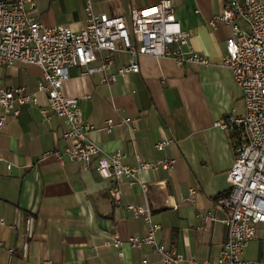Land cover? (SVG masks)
Segmentation results:
<instances>
[{"label": "crops", "instance_id": "obj_1", "mask_svg": "<svg viewBox=\"0 0 264 264\" xmlns=\"http://www.w3.org/2000/svg\"><path fill=\"white\" fill-rule=\"evenodd\" d=\"M158 1L87 0L93 13L125 20L131 8ZM229 1L170 0L174 17L188 32L180 50L205 57L207 65H178L169 57L142 54L136 58L137 72L110 83L100 82L96 74H79L76 67L68 69L61 94L76 98L80 120L92 124L85 133L89 142L104 153H122L120 161L131 167L138 161L172 160L169 170L160 165L137 170L138 182L132 185L119 178V202L110 199L109 181L93 172V159L86 168L67 159L60 137L65 123L54 115L44 120L37 111L45 105L43 92L36 93L37 104L16 105L17 115L6 116L0 128V264L156 261L147 245L123 242L118 258V249L103 242L145 233L144 222L126 212L127 204L148 207L150 220L159 226L154 236L158 242L175 245L197 264L217 261L226 232L222 220L229 211L214 200L227 189L234 136L213 122L224 114L240 115L243 103L230 70L218 64L230 29L221 21L214 26L208 22ZM85 2L29 0L25 7L44 25L61 24L76 32L85 23ZM113 55L114 67L129 60L123 53ZM37 80L41 71L36 64L0 67V87L24 85L34 91ZM105 119L111 122L109 131ZM161 139L168 142L156 149L153 145ZM262 255L264 240L254 238L240 256L264 264Z\"/></svg>", "mask_w": 264, "mask_h": 264}, {"label": "built area", "instance_id": "obj_2", "mask_svg": "<svg viewBox=\"0 0 264 264\" xmlns=\"http://www.w3.org/2000/svg\"><path fill=\"white\" fill-rule=\"evenodd\" d=\"M25 3L29 0H0V67L36 64L41 80L35 82L34 91H27L24 85L0 87V128L6 116L17 115L16 105H35L36 93L43 92L45 105L37 111L44 120L54 115L65 123L60 137L66 142L62 150L67 159L81 163L83 168L93 159L95 175L109 181L106 188L112 201L119 202L116 188L119 178L132 185L138 182L137 170L154 169L157 165L169 170L172 160H159L157 164L138 161L131 167L120 161L122 153L98 149L85 136L92 124L80 120L77 99L63 96L61 87L68 69L75 67L79 74H96L100 82H113L116 77L137 72L136 58L142 54L169 57L178 65H207L205 57L180 50L187 43L188 32L174 17L170 0L131 8L127 20L120 15L93 13L86 0L85 23L76 32L61 24H42L29 15ZM220 21L229 27L230 33L218 64L230 70V77L241 93L243 113L224 114L213 122V126L234 136L233 161L226 172L227 189L214 200L215 206L229 211L222 220L226 232L214 264H261L240 255L249 240H264V4L257 0H230L208 24L214 26V22ZM114 53L129 55L128 62L114 67ZM104 122L105 131H109L110 120ZM167 142L161 139L153 146L161 149ZM125 208L133 218H140L146 228L141 236L130 235L123 241L113 236L103 241L118 249V258L119 247L125 242L130 247L147 245L158 256L156 261L142 259L140 264H197L196 260L183 257L175 245L155 240L159 226L150 220L147 206L127 204ZM6 250L12 252L13 248ZM39 264L51 262L43 260Z\"/></svg>", "mask_w": 264, "mask_h": 264}]
</instances>
